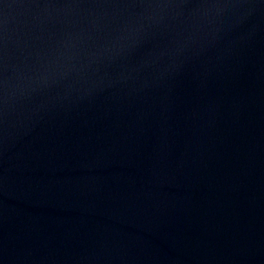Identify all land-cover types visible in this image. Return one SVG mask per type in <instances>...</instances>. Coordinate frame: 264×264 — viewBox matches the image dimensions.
Returning <instances> with one entry per match:
<instances>
[{
    "label": "water",
    "instance_id": "obj_1",
    "mask_svg": "<svg viewBox=\"0 0 264 264\" xmlns=\"http://www.w3.org/2000/svg\"><path fill=\"white\" fill-rule=\"evenodd\" d=\"M0 264H264V0H0Z\"/></svg>",
    "mask_w": 264,
    "mask_h": 264
}]
</instances>
